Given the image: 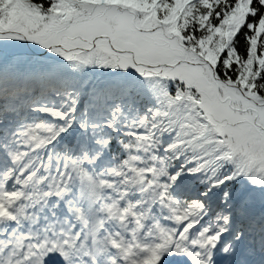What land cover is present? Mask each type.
<instances>
[{
	"label": "snow or ice",
	"instance_id": "snow-or-ice-1",
	"mask_svg": "<svg viewBox=\"0 0 264 264\" xmlns=\"http://www.w3.org/2000/svg\"><path fill=\"white\" fill-rule=\"evenodd\" d=\"M0 264H264V0H0Z\"/></svg>",
	"mask_w": 264,
	"mask_h": 264
}]
</instances>
